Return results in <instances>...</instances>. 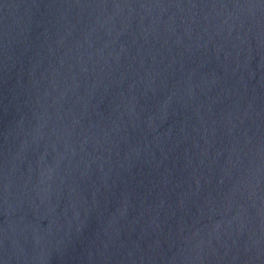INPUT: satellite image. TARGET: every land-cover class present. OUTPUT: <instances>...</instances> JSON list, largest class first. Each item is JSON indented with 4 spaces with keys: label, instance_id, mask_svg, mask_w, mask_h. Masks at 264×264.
Instances as JSON below:
<instances>
[{
    "label": "water",
    "instance_id": "water-1",
    "mask_svg": "<svg viewBox=\"0 0 264 264\" xmlns=\"http://www.w3.org/2000/svg\"><path fill=\"white\" fill-rule=\"evenodd\" d=\"M0 264H264V0H0Z\"/></svg>",
    "mask_w": 264,
    "mask_h": 264
}]
</instances>
